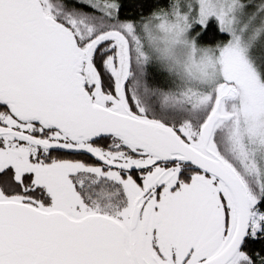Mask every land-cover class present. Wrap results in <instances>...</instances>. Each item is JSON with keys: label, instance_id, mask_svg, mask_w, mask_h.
Listing matches in <instances>:
<instances>
[{"label": "snow or ice", "instance_id": "1", "mask_svg": "<svg viewBox=\"0 0 264 264\" xmlns=\"http://www.w3.org/2000/svg\"><path fill=\"white\" fill-rule=\"evenodd\" d=\"M0 264H264V0H0Z\"/></svg>", "mask_w": 264, "mask_h": 264}]
</instances>
